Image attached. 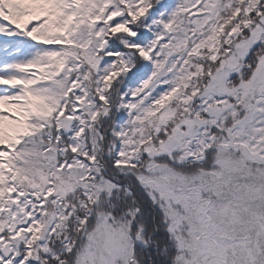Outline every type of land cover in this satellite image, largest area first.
I'll return each instance as SVG.
<instances>
[{"label": "snow or ice", "instance_id": "6c2138e0", "mask_svg": "<svg viewBox=\"0 0 264 264\" xmlns=\"http://www.w3.org/2000/svg\"><path fill=\"white\" fill-rule=\"evenodd\" d=\"M0 264H264V0H0Z\"/></svg>", "mask_w": 264, "mask_h": 264}]
</instances>
